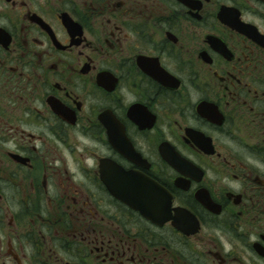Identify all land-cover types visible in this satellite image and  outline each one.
<instances>
[{"label":"flooded vegetation","instance_id":"obj_1","mask_svg":"<svg viewBox=\"0 0 264 264\" xmlns=\"http://www.w3.org/2000/svg\"><path fill=\"white\" fill-rule=\"evenodd\" d=\"M0 264H264V0H0Z\"/></svg>","mask_w":264,"mask_h":264}]
</instances>
